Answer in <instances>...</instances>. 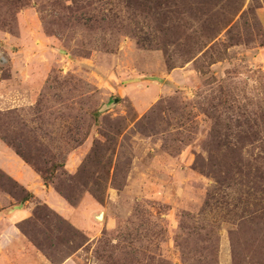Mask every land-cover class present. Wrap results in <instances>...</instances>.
I'll use <instances>...</instances> for the list:
<instances>
[{
	"label": "rangeland",
	"instance_id": "obj_1",
	"mask_svg": "<svg viewBox=\"0 0 264 264\" xmlns=\"http://www.w3.org/2000/svg\"><path fill=\"white\" fill-rule=\"evenodd\" d=\"M20 161L50 264H264V0H0V205Z\"/></svg>",
	"mask_w": 264,
	"mask_h": 264
},
{
	"label": "crops",
	"instance_id": "obj_2",
	"mask_svg": "<svg viewBox=\"0 0 264 264\" xmlns=\"http://www.w3.org/2000/svg\"><path fill=\"white\" fill-rule=\"evenodd\" d=\"M20 163L17 166L21 171L17 174L10 173V177L25 187L34 198L19 206H13L11 202L0 205V264H50L20 229V225L32 216V202L42 199V195L46 193L43 198L46 205L53 211L64 215L66 220L77 229L83 230V228L75 225V220H73L75 210L61 202L52 190L45 189L42 193L36 192L35 188L39 185L37 174L24 162L20 161ZM78 256L79 254L64 264H78L76 262Z\"/></svg>",
	"mask_w": 264,
	"mask_h": 264
},
{
	"label": "trees",
	"instance_id": "obj_3",
	"mask_svg": "<svg viewBox=\"0 0 264 264\" xmlns=\"http://www.w3.org/2000/svg\"><path fill=\"white\" fill-rule=\"evenodd\" d=\"M8 176V175H7ZM8 177H10V176H8ZM11 178V177H10ZM10 180H12V181H14L15 182V184L16 185H19L23 190H24V192H26V196L25 197H23V198H21L20 200H19V205L20 204H25V203H27V202H29V201H31L32 199H33V195L32 194H30L26 189H24V187L22 186V185H20L17 181H15L14 179H10ZM28 192V193H27ZM48 206V205H47ZM50 208V207H49ZM51 209V208H50ZM53 211V210H52ZM55 212V211H54ZM31 220V218L30 219H28L27 221H25V222H23L21 225H20V229H21V231L23 232V234H25L24 233V231H23V228H22V226L23 225H25V224H28V222ZM25 236L27 237V235L25 234ZM28 238V237H27ZM29 239V238H28ZM30 240V239H29ZM31 243H32V241H31ZM34 245V244H33ZM35 246V245H34ZM36 247V246H35ZM37 248V247H36ZM37 249H39V248H37Z\"/></svg>",
	"mask_w": 264,
	"mask_h": 264
},
{
	"label": "water",
	"instance_id": "obj_4",
	"mask_svg": "<svg viewBox=\"0 0 264 264\" xmlns=\"http://www.w3.org/2000/svg\"><path fill=\"white\" fill-rule=\"evenodd\" d=\"M100 219H104V214H101L99 217H98V220L100 221Z\"/></svg>",
	"mask_w": 264,
	"mask_h": 264
},
{
	"label": "bare ground",
	"instance_id": "obj_5",
	"mask_svg": "<svg viewBox=\"0 0 264 264\" xmlns=\"http://www.w3.org/2000/svg\"><path fill=\"white\" fill-rule=\"evenodd\" d=\"M104 220V219H103ZM102 219H100V221H103Z\"/></svg>",
	"mask_w": 264,
	"mask_h": 264
}]
</instances>
